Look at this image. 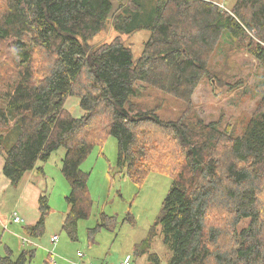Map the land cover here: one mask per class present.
<instances>
[{
	"label": "trees",
	"instance_id": "obj_1",
	"mask_svg": "<svg viewBox=\"0 0 264 264\" xmlns=\"http://www.w3.org/2000/svg\"><path fill=\"white\" fill-rule=\"evenodd\" d=\"M108 23L117 35L91 47L88 40ZM224 29L264 62V0H234L229 10L208 0H0L3 175L17 187L63 147L61 173L70 192L61 228L75 237L77 220L91 207L80 164L112 136L116 166L135 185L152 169L171 177L158 219L135 244V255L163 264L150 252L159 224L171 250L164 264H264V89L239 136L192 108ZM138 30L149 35L134 62L122 35ZM141 82L179 98L181 114L166 120L156 108H138L129 98ZM68 96L78 99L81 116L65 109ZM38 211L33 224L21 227L24 236L44 234L46 196L40 195ZM113 223L100 213L97 226ZM1 251L0 264H28L35 249L17 256L6 245Z\"/></svg>",
	"mask_w": 264,
	"mask_h": 264
},
{
	"label": "rangeland",
	"instance_id": "obj_2",
	"mask_svg": "<svg viewBox=\"0 0 264 264\" xmlns=\"http://www.w3.org/2000/svg\"><path fill=\"white\" fill-rule=\"evenodd\" d=\"M233 1L217 0L224 4L226 10H229ZM116 35L108 23L101 32L88 40V44L94 47L110 41ZM148 35L147 30L122 35L124 46L130 48L134 62L141 55L142 44ZM207 69L209 75L200 80L192 95V108L205 122L215 121L220 128L239 136L264 89V62L257 61L238 47L231 33L224 29L209 58ZM211 75L216 79H212ZM137 86V94L129 99L138 108H156L158 116L166 120L175 119L181 114L183 103L176 96L143 85L142 82ZM77 100L75 96H68L64 103L65 109L75 117L83 113ZM105 140L101 146H94L80 164V169L88 173L87 188L91 207L87 218L77 220L75 237L61 228L69 210L66 196L70 192L69 184L61 173L65 149L60 147L51 153L48 160L39 162L35 168L42 169V172H36L40 183H30L21 195L28 174L17 188L12 186L1 171L3 158L0 156V212L5 213L4 217L0 214V221L7 224L8 228L3 231L0 227V242L11 235L15 256L22 249H35L28 264H117L124 258L130 259L131 264H149L146 253L134 254L135 244L146 237L157 221L160 203L169 188L171 177L152 169L141 185H135L116 166V139L109 136ZM40 195L46 196L49 205L45 232L39 238L30 237L36 245L32 242L24 246L21 238L15 236L24 235L21 227L25 225V220L30 223L37 220ZM13 211L20 216L19 223L9 222ZM101 212L114 217L112 227L97 226ZM13 225L18 232L10 230ZM160 230L158 224L150 242V252L156 253L164 264L170 259L171 250L163 244ZM53 234L58 235L55 244L50 241ZM136 248L140 249V245ZM77 252L83 256L78 257Z\"/></svg>",
	"mask_w": 264,
	"mask_h": 264
},
{
	"label": "built area",
	"instance_id": "obj_3",
	"mask_svg": "<svg viewBox=\"0 0 264 264\" xmlns=\"http://www.w3.org/2000/svg\"><path fill=\"white\" fill-rule=\"evenodd\" d=\"M208 1H211V2H213V3H215V4L217 3V5H218L220 8L226 10V7L224 6V4L217 2V0H208ZM9 218H10V220H9L10 223H19V222L21 221V218H20V216L17 214L16 211L11 212V215H10ZM10 223H8V225H9ZM0 224H1L2 229L6 230V228H7V224H5L4 222H1ZM7 229H8V228H7ZM19 238H21V241H22V244H23V245H26L27 243H30V244H31V243L33 242V241H31V238H30V237H27V236H24V235H20ZM50 241H51V243L55 244V243L58 241V235H56V234L51 235V236H50ZM33 243H34V242H33ZM34 244L36 245V243H34ZM35 245H34V246H35ZM49 252H50V254H51V251H49ZM77 255H78V257H82V256H83V254H82L81 252H77ZM52 257H53V256L51 255V258H52ZM117 264H131V260L128 259V258H124L122 261L120 260Z\"/></svg>",
	"mask_w": 264,
	"mask_h": 264
},
{
	"label": "crops",
	"instance_id": "obj_4",
	"mask_svg": "<svg viewBox=\"0 0 264 264\" xmlns=\"http://www.w3.org/2000/svg\"><path fill=\"white\" fill-rule=\"evenodd\" d=\"M38 164H39V162L36 164V166H38ZM36 172H42V171H39V170H37L36 168H34L33 170H31V171H29V172H27L26 173V175H27V177H26V182H25V184H27V186L24 184L23 186H22V189H21V191H20V195L21 194H23L25 191H26V189L28 188V186H29V184L30 183H40L39 182V179H38V175L36 174ZM34 181V182H33ZM17 188V187H16ZM0 214H1V216L2 217H4L5 216V213H1L0 212ZM34 221V220H33ZM36 221V220H35ZM2 221H0V223H1ZM25 223H27V224H32L33 222H29V221H26L25 220ZM0 227H1V224H0ZM10 230L11 231H14V232H18V229L16 228V226L14 227V225H13V227L12 228H10ZM11 235H9V236H6L5 238H4V240L2 241V242H0V243H3L2 244V247L4 246V245H6V246H8L10 249H12L13 250V248H12V246H11V244H12V242H13V239H12V237H10ZM15 237H17L18 239H19V237H18V234L15 236ZM0 241H1V239H0ZM39 245V244H38Z\"/></svg>",
	"mask_w": 264,
	"mask_h": 264
}]
</instances>
